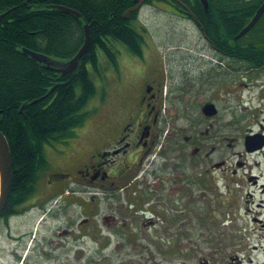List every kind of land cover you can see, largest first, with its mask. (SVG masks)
<instances>
[{"label": "flooded vegetation", "instance_id": "1", "mask_svg": "<svg viewBox=\"0 0 264 264\" xmlns=\"http://www.w3.org/2000/svg\"><path fill=\"white\" fill-rule=\"evenodd\" d=\"M258 8L245 15L237 9L238 28L243 30ZM175 12L200 30L202 43L170 47L159 58L142 53L137 62L123 59V74L130 71L124 86L126 105L117 106L108 118L112 121L98 126L102 136L91 135L85 159L76 163L74 156L58 155L64 163L51 164L41 178L43 186L20 207L43 208L45 223L65 224L56 231L54 243L47 240L54 248L62 236L83 234L110 251L115 237L138 248L160 218L183 214L205 220L204 205L210 199L217 210L220 192L230 199L234 228L242 236L236 235L227 264H258L251 254L264 251V89L250 88L251 77L264 73V14L257 29L236 38L240 30L226 39L232 44L230 53V46L227 51L219 46L225 43L219 40V30L208 32L188 9ZM204 62H214L213 67L204 69ZM225 68H231L235 78L246 77L236 85L240 89H219V72ZM122 70L118 65V71L111 68L108 73L119 86L126 77ZM194 201L202 208L197 210ZM19 216L12 214L8 223ZM5 221L3 217L0 224ZM100 222L103 238L96 234ZM165 235L170 237L168 231ZM19 236H12L16 245L25 243Z\"/></svg>", "mask_w": 264, "mask_h": 264}, {"label": "trees", "instance_id": "2", "mask_svg": "<svg viewBox=\"0 0 264 264\" xmlns=\"http://www.w3.org/2000/svg\"><path fill=\"white\" fill-rule=\"evenodd\" d=\"M180 1L208 32L219 30V40L225 39L219 46L225 51L226 39L241 30L235 11L245 15L263 2L209 0L206 13L199 0ZM134 4L133 0H0V130L9 142L13 164L8 212L30 196L47 168L45 145L74 138L89 118L87 105L96 94L92 76L100 74L103 65L117 67L115 47L124 45L133 55L142 54L143 37L124 18ZM51 6L68 7L81 18ZM85 23L90 25V46L74 73L47 70L23 52L26 48L69 59L83 45Z\"/></svg>", "mask_w": 264, "mask_h": 264}, {"label": "rangeland", "instance_id": "3", "mask_svg": "<svg viewBox=\"0 0 264 264\" xmlns=\"http://www.w3.org/2000/svg\"><path fill=\"white\" fill-rule=\"evenodd\" d=\"M171 8L165 2H157L155 6L144 5L137 14L134 28L145 39L143 53L149 59H152V55H158V58L163 56L164 48L166 53L170 47L178 50V47L191 48L198 42L202 43V40H199L202 33L193 22L173 14ZM117 49L119 70L124 69L121 63L125 58L137 62V58L128 54L123 46H118ZM204 63V69L213 67L211 63L214 64V62ZM225 70L227 71L219 72V89H240L236 85L240 81L246 82V77L235 78L229 72L231 68H225ZM124 71H121L122 77L126 76L123 86H119L116 76L113 77L111 74H103L101 78L93 76L96 94L88 104L87 110L95 112L87 120L85 130L78 131L79 139L82 134L83 136L81 140L73 142V147L68 148L57 143L45 145L44 152L50 163H57V161L64 163L65 160L58 157L64 153L74 156L73 160L76 163L85 159L91 135L95 132L96 135L102 136L98 126L114 116L116 105L125 106L128 102L124 86L129 81L130 71L126 75L123 74ZM251 80L254 86L250 89H264V73L251 77ZM213 87L214 85H207L206 89H213ZM108 120L112 121V119ZM207 194L208 199L212 197L211 191L208 190ZM193 203L197 210L198 207L202 208L197 201ZM208 204L204 205L201 213L205 220L183 214H175V217L170 219L160 218L156 228L148 229L143 239L138 241V248L132 244H125L123 237H115L110 251L109 247L104 245L98 247V240L94 237L83 236V234L70 238L62 236L60 245L54 248V245H49L47 240L54 243L52 238L56 237V231L65 229V224L55 223L54 225H59L53 230L54 225L51 226L45 221L38 223L43 209L35 208L29 213L13 217L8 224H0V264H126L133 260L145 264H205L206 261L209 262L208 264H227L234 249L232 243L235 242L237 235L231 216L233 205L226 194L220 192L219 208L216 210L213 205ZM158 210L163 212L162 207ZM100 224L101 228L96 231V234H100L103 238L105 233L102 229L105 226L101 222ZM165 231H168L169 238L166 237ZM13 235H22L19 237H22L25 243L16 245L18 243L15 242ZM237 236L242 238L241 235ZM251 257L260 263V260H264V251L261 252V248L260 251L256 249Z\"/></svg>", "mask_w": 264, "mask_h": 264}, {"label": "water", "instance_id": "4", "mask_svg": "<svg viewBox=\"0 0 264 264\" xmlns=\"http://www.w3.org/2000/svg\"><path fill=\"white\" fill-rule=\"evenodd\" d=\"M134 1L136 2V5L135 7L129 9L126 12L125 15L126 19L129 18L131 12L137 10L145 2V0H134ZM200 1L204 6L205 10L207 11L209 8L208 0H200ZM51 7L59 9L66 13L74 14L78 17L81 16L75 10H72L64 6H51ZM263 12H264V3L258 10L257 14L255 15L251 23L239 34V36L246 34L257 23ZM84 32H85L84 43L79 49L78 53L72 59L65 62L53 59L47 55H44L42 53H37L35 51L26 48H23V52L29 55L37 63L42 64L45 67V69L54 71L57 74L66 75L68 73L74 72L77 69L79 60L87 52L90 46V31L88 24L84 26ZM12 182H13V167H12L11 151L6 136L0 130V218L2 216L4 209L7 206L10 197Z\"/></svg>", "mask_w": 264, "mask_h": 264}]
</instances>
